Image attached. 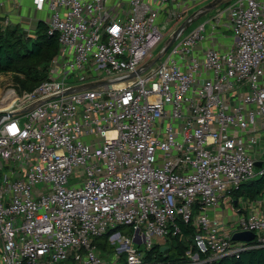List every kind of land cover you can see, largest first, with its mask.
I'll list each match as a JSON object with an SVG mask.
<instances>
[{"label":"built area","instance_id":"obj_1","mask_svg":"<svg viewBox=\"0 0 264 264\" xmlns=\"http://www.w3.org/2000/svg\"><path fill=\"white\" fill-rule=\"evenodd\" d=\"M28 1L58 50L0 88V264H144L177 218L190 264L264 248V0Z\"/></svg>","mask_w":264,"mask_h":264},{"label":"trees","instance_id":"obj_2","mask_svg":"<svg viewBox=\"0 0 264 264\" xmlns=\"http://www.w3.org/2000/svg\"><path fill=\"white\" fill-rule=\"evenodd\" d=\"M5 20L4 17H0V75L11 74L20 92H30L46 78L49 62L58 50L57 35H49L47 26L42 21L35 23L34 34L29 35L20 24V26L5 24ZM241 193L252 200L263 198L264 177L242 185L236 190L235 195ZM175 225L179 233L170 234L164 246L154 245L146 251L143 257L144 264H190L188 252L191 255L198 254L199 261L208 254L198 252L194 241L195 229L191 223L185 224L177 218ZM119 230H122V227H118L115 231ZM111 234L112 231L96 241L99 252L113 251V247L108 243ZM162 247L167 248L161 252ZM120 258L121 261H125L124 255ZM204 264H264V248L245 251L238 257H225L215 263Z\"/></svg>","mask_w":264,"mask_h":264},{"label":"rangeland","instance_id":"obj_3","mask_svg":"<svg viewBox=\"0 0 264 264\" xmlns=\"http://www.w3.org/2000/svg\"><path fill=\"white\" fill-rule=\"evenodd\" d=\"M11 1V0H10ZM233 0L229 1V2H225L224 5H227L229 3H231ZM8 2V1H7ZM210 1H205L204 3L196 6L195 8L191 9L189 12L190 13H193L195 11H197L198 9H200L201 7H203L204 5L208 4ZM15 5H17V0H13V2H10L9 3V8L6 9V7L2 4L0 5V14L2 17H4L6 20L7 23H10V24H20V25H24L22 26L25 31H27V33L29 35H33L34 34V30L32 29L34 27V20L31 19V18H22V17H19V13H16L17 9L19 8V6L17 7V9L15 8ZM28 15V12L27 14L25 15V17ZM32 20V21H31ZM19 25V26H20ZM14 85L16 86L15 84V80L13 78V76L11 74H2L0 75V88H4L6 85ZM252 181V180H251ZM250 182V181H249ZM247 182V183H249ZM247 183H244V184H247ZM243 184V185H244ZM234 196V195H233ZM238 197H242L245 201L248 199V197L244 194V193H241V194H237ZM235 197V196H234ZM223 209H226L224 205H222ZM196 213L194 212L193 213V216L195 215ZM229 220H232V217L229 219ZM120 231V230H119ZM123 234H126L128 236L131 235V231L129 228H124V230L121 231ZM169 243V242H168ZM163 244V243H162ZM116 248V245L114 246ZM144 247L145 245L144 244H141L139 246V249L141 251L144 250ZM110 250H108L106 252H103L101 251V253L99 254V256H101L103 259H105L106 261H109L110 260V255L111 254H114L115 253V249L111 252V254L109 255ZM98 253V252H97ZM191 259H195L196 260V255H191Z\"/></svg>","mask_w":264,"mask_h":264},{"label":"crops","instance_id":"obj_4","mask_svg":"<svg viewBox=\"0 0 264 264\" xmlns=\"http://www.w3.org/2000/svg\"><path fill=\"white\" fill-rule=\"evenodd\" d=\"M8 1V2H7ZM206 1H210L208 4H210V5H212V4H214V3H218V4H222V3H225V2H229V1H231V0H206ZM10 2H13V0H0V5H4L5 7H6V9L7 8H9L8 6H9V3ZM14 2H15V0H14ZM205 2V1H204ZM203 2V3H204ZM207 5V4H206ZM19 6V8L17 9V7ZM30 2L28 1V0H17V5H15V8L17 9V11H16V13H19V17H22V18H31L32 19V17H33V12L31 11V9H30ZM27 12H28V15L25 17V15L27 14ZM0 17H2L1 16V14H0ZM32 21V20H31ZM34 24V27L32 28L33 30L35 29V26H36V24L35 23H33ZM22 26H24V25H21V27ZM23 28V27H22ZM24 29V28H23ZM25 30V29H24ZM27 32V31H26ZM226 213H227V215H228V217H229V214H230V212L229 211H225ZM230 218V217H229Z\"/></svg>","mask_w":264,"mask_h":264},{"label":"water","instance_id":"obj_5","mask_svg":"<svg viewBox=\"0 0 264 264\" xmlns=\"http://www.w3.org/2000/svg\"><path fill=\"white\" fill-rule=\"evenodd\" d=\"M259 166V164H257ZM137 235V232L135 233V236ZM254 238V235L250 232H242V233H236L233 235L232 240L233 241H244L249 242ZM135 242H138L136 239H134ZM167 247H162L160 250L163 252Z\"/></svg>","mask_w":264,"mask_h":264}]
</instances>
